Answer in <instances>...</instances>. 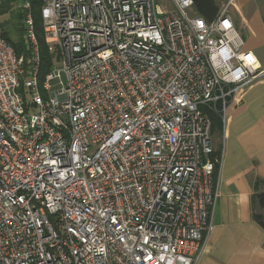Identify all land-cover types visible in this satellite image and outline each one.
<instances>
[{
	"label": "built area",
	"instance_id": "1",
	"mask_svg": "<svg viewBox=\"0 0 264 264\" xmlns=\"http://www.w3.org/2000/svg\"><path fill=\"white\" fill-rule=\"evenodd\" d=\"M15 0L27 55L0 23V264H195L220 158L200 107L264 77L219 6L192 0ZM1 4V0H0Z\"/></svg>",
	"mask_w": 264,
	"mask_h": 264
},
{
	"label": "crops",
	"instance_id": "2",
	"mask_svg": "<svg viewBox=\"0 0 264 264\" xmlns=\"http://www.w3.org/2000/svg\"><path fill=\"white\" fill-rule=\"evenodd\" d=\"M228 16L264 70V0H230ZM214 149L218 200L195 264H264V230L254 220L264 209L252 200L264 192V77L229 105Z\"/></svg>",
	"mask_w": 264,
	"mask_h": 264
},
{
	"label": "trees",
	"instance_id": "3",
	"mask_svg": "<svg viewBox=\"0 0 264 264\" xmlns=\"http://www.w3.org/2000/svg\"><path fill=\"white\" fill-rule=\"evenodd\" d=\"M15 0H1L0 4V15L4 14L9 8L10 3ZM226 0H192L193 11L194 13L202 18L206 23H211L217 16L219 5ZM31 7V14L34 22V32L38 44V50L41 60V73H46L51 66V56L47 51V47L44 41V34L42 29V18L40 7L41 4L37 0H29ZM3 12V13H1ZM17 20L20 22L21 14L16 13ZM2 26V25H1ZM2 37L5 41L13 48L17 56L27 55L26 46L23 41V28L20 23V35L17 40H12L5 32L2 27ZM201 114L208 119L210 122V135L211 138L214 136L219 138L223 130V120L219 107L209 108V107H200ZM220 158V151L213 148V152L209 155V159L212 162H215ZM214 177L216 176L215 172L217 171V164L214 163ZM254 204H257L260 209H264V192L255 193L252 198ZM255 222L264 230V217L261 214H254Z\"/></svg>",
	"mask_w": 264,
	"mask_h": 264
},
{
	"label": "rangeland",
	"instance_id": "4",
	"mask_svg": "<svg viewBox=\"0 0 264 264\" xmlns=\"http://www.w3.org/2000/svg\"><path fill=\"white\" fill-rule=\"evenodd\" d=\"M227 1V0H226ZM224 3V2H222ZM219 6H221V4ZM157 6H159V9L162 11H172L173 6L171 5L169 0H156ZM3 13V12H1ZM0 23L4 29V32L12 39L17 40L20 35V22L17 20L16 12L12 10L11 3L9 5V8L4 12V14L0 15ZM23 35V34H22ZM217 138L212 137L213 142V148L215 147V142Z\"/></svg>",
	"mask_w": 264,
	"mask_h": 264
}]
</instances>
